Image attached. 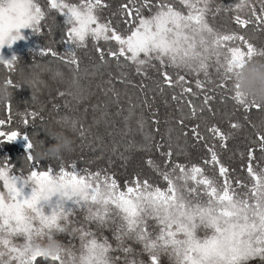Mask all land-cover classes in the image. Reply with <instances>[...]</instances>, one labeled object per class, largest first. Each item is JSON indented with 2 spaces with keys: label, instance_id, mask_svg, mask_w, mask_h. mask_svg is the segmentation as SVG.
Returning a JSON list of instances; mask_svg holds the SVG:
<instances>
[{
  "label": "snow or ice",
  "instance_id": "6c2138e0",
  "mask_svg": "<svg viewBox=\"0 0 264 264\" xmlns=\"http://www.w3.org/2000/svg\"><path fill=\"white\" fill-rule=\"evenodd\" d=\"M214 2L123 0L117 12L106 17L103 13L111 6L108 0H45L44 4L41 0H0V48L5 45L11 47L15 41L23 39L20 29L30 28L34 34L40 33L42 22L54 10L63 20L58 24L53 16L52 24L46 26L48 32L52 34L54 29L60 28L64 41L72 44L74 50L59 54L53 47H43L40 55L72 65L74 72L79 71L80 64L76 50L87 47L91 41L102 65L114 62L120 69L131 65L136 74L144 77H147L148 69L156 68L154 62L160 68L179 70L175 80L166 70L160 71V76L163 85L179 86L181 97L195 93L185 86L186 77L180 71L197 77L202 75L203 79L195 80V86L203 91V104L197 109L189 101L191 118L205 109L212 111L210 104L214 96L208 93L215 89L207 85L215 83L213 74L221 81L216 87L226 90L230 95L225 98L231 99L240 110L264 111V105L250 100L239 90L236 80L238 69L245 62L264 56V50H258L243 35L221 32L213 27L208 17L211 14L214 18L221 11L219 6L212 7ZM259 4L257 11L252 0H237L233 9L223 10L236 12L233 20L241 28L251 24L264 26V0H259ZM245 9L250 11L248 18L239 14ZM117 15L120 21L114 23ZM16 61L15 56L11 59L0 57V64L12 71ZM127 75L121 71L116 79L132 84ZM7 83L16 87L11 79ZM76 83L77 79L73 77V84ZM108 83L111 85L112 80ZM139 87L142 91L146 85L141 83ZM160 90L163 91V87ZM109 92L112 102L118 106L115 115L120 116L124 109L120 106L119 93L114 86L109 87L105 95ZM58 95L64 97L73 93L60 91ZM172 99L179 97L173 95ZM128 103V114L123 116L125 136L132 131L130 121L135 108L140 107L134 105L131 98ZM143 106L151 108L147 98L143 100ZM107 107L106 104L92 106L93 111L104 109L102 118L110 116ZM5 109L8 118L0 119V143L15 141L21 135L18 130H5L13 122L11 103L5 104ZM152 115V123L158 125L155 112ZM21 116L43 119L36 111ZM104 122L115 127L114 122L108 119ZM72 123L77 128V122ZM178 123L183 126L184 118ZM23 124L27 126L29 120L23 118ZM136 124L144 142L137 144L135 140H128L125 152H146L154 146L164 157V167L161 168L152 158L145 159L144 163L160 177L165 184L163 188L147 178L142 179L139 174H134L121 186L115 174L107 168L81 169L74 162L66 165L62 158L57 159L60 160L58 169L51 165L41 167L43 160L33 158L31 138L27 135L21 137L26 141L28 174H23L22 170L20 174L14 173V166L7 157L0 164V264H36L39 259L50 260L53 264H117L121 257L110 255L115 251L125 254V264H144L142 260L128 258L134 249L127 245V241L142 246L148 255V264H161L162 255H167L174 264H248L253 258L264 260V168L257 171L253 166L257 149L248 150L246 171L252 184L236 180V187H233L230 169L221 162L215 145L205 144L209 158L203 161V165L216 167L220 182L208 176L201 164L189 165L173 160L170 142L168 150L163 151L162 143L153 145L152 134L144 133L145 121L137 118ZM230 127L239 130L243 125L233 122ZM158 130V127L154 129ZM190 130L195 141L205 140L198 126ZM77 131L84 147L91 148L93 143L103 142L99 135L93 139L91 126L80 124ZM208 132L220 141L221 148H226L229 134L216 125L208 128ZM107 135L112 136L113 133L108 132ZM184 135L187 136V132ZM256 140L258 150L264 152V133L257 132ZM177 147L180 148L179 145ZM112 151H117L115 145ZM183 151L180 149L175 155L179 156ZM120 158L129 159L124 153ZM25 187L31 189L28 194L24 193ZM238 188L247 190L239 192ZM78 211L84 212L87 224L94 223L97 228L114 226L116 247L113 248L106 237L97 239L93 231L82 225L72 227L69 233H79V255L63 244L55 255L48 257L30 251L58 233L69 232V225L76 222L73 217ZM149 221H154L158 228L155 234L150 231ZM200 230H203V236L199 234ZM17 237H22L23 243H16Z\"/></svg>",
  "mask_w": 264,
  "mask_h": 264
},
{
  "label": "trees",
  "instance_id": "16d2710c",
  "mask_svg": "<svg viewBox=\"0 0 264 264\" xmlns=\"http://www.w3.org/2000/svg\"><path fill=\"white\" fill-rule=\"evenodd\" d=\"M45 0H41L44 4ZM77 2V0H71ZM111 5L104 11V16L110 17L112 13L117 12L118 6L123 0H108ZM237 0H215L212 4L213 8L219 6L221 11L213 16L210 14L208 19L213 27L225 33H238L243 35L250 43H252L258 50H264V26L251 24L246 28H241L234 23L233 17L237 14L234 11H224L223 9H233ZM252 4L259 11V0H252ZM179 6V5H178ZM47 10V9H46ZM242 18H248L250 15L249 9L239 13ZM56 17L58 24L62 23L63 18L60 17L54 10L42 22V31L34 34L32 29H20V34L23 39L15 41L11 47L5 45L0 49V57L4 59H11L15 56L17 61L14 65L15 70L12 71L0 64V81L12 80L13 98L11 100V116L12 124L6 126V131L18 130L21 135L15 141L0 143V164L4 162V157L8 158V162L13 165L12 171L27 175L30 171L28 161L25 158V144L26 141L21 138L27 135L31 138L32 143L39 146L41 143L44 146L54 143L50 137L55 132L63 131L74 140V150L71 153L63 155L62 160L67 165L74 162L79 168H89L96 170L98 168H107L110 173L115 174L116 179L121 186L125 181H130L134 174H139L141 178L149 179L153 184L160 187H165L160 177L144 163L145 159L152 158L161 168L164 167V157L156 151L152 146L148 151H131L125 152V145L128 140H135L137 144L143 143V134L138 131L136 120L137 118L145 121L144 133H151L153 136V145L156 142L163 144V151L168 150L169 142L171 143L174 155L173 160L180 163L187 164H201L205 168V173L215 178L220 182L218 176V169L211 165H203V161L209 158V153L205 147L206 140L210 139L209 146L215 145V150L219 155L221 162L230 169V177L233 180V187H236L235 181L240 180L245 184L251 185V178L248 176L246 167L248 164V150L249 148H256L255 160L253 166L259 171L264 168V152L258 150V141L256 140V133H264V111L252 110L245 112L240 110L231 99L225 97L230 95L226 90L216 87L221 81L213 74L212 79L214 84L207 85L208 88L215 89L214 92H209L214 99L210 104L212 111L205 109L203 112H197L195 118H191V110L189 108V101L199 109L203 104V91L197 89L195 86L196 79H203V76L188 75L180 71L181 75H185L187 83L186 87L192 88V94H185L181 97V88L168 87L163 85L160 71H168L173 79H176V74L179 70L173 68H160L156 63V68L147 70V77L136 74L134 67L131 65L125 66L123 69L118 68L114 62L108 64H101L98 54L95 52L92 42L89 41L87 47L77 49V56L79 58V71L74 72V66L62 63L59 60H53L49 56H41L40 50L48 47H53L59 54H65L73 51V45L67 43L63 39V34L60 28L54 29L52 34H49L47 25L52 24V17ZM120 17H115L114 23H119ZM124 25H121L123 28ZM236 43H240L237 41ZM101 46H103L101 44ZM254 59L264 61V56H257ZM37 65L39 67H37ZM159 69V71L157 70ZM127 73V80L132 81V84L121 83L116 77L120 72ZM60 73V75H57ZM111 74V75H110ZM73 77H76L77 83L73 84ZM112 80V84L108 83ZM143 83L146 87L141 88L139 85ZM135 84L136 86H133ZM119 93L120 106L124 109L120 116L115 113L118 106L112 102L113 97L111 92L105 95V91L109 87H113ZM163 87V91L160 88ZM230 87V85H229ZM60 91L71 92L73 95H66L60 97ZM173 95L179 97L173 100ZM129 98L134 105H140L135 108V115L130 121L132 131L125 136V128L123 116L127 115L129 108ZM147 98L148 104L151 108L143 106V100ZM107 105V111L110 116L102 118L101 113L104 111L100 108L93 111V105ZM54 105L58 107H54ZM36 111L40 113L36 118L21 116V114ZM155 112L156 118L159 120L158 125L152 123ZM248 119L245 120L244 117ZM8 113L5 105L0 104V119H7ZM23 118L29 120V124H23ZM184 118V125H180L178 121ZM108 119L114 122L115 127L111 124L106 125L104 120ZM73 121L77 122V128L80 124L85 127L91 126V133L94 139L95 135L103 137L102 143H93L91 148L84 147L79 138L77 128L73 127ZM239 122L243 127L239 130L232 129L230 124ZM212 125L218 126L225 134H229V139L226 141V148L220 147V141L212 137L208 132V128ZM198 126V130L205 137L204 141L197 142L193 139L191 128ZM158 127V131H154ZM112 132V136L107 133ZM187 132V136L184 133ZM169 136L171 141H169ZM117 147V151L113 153V146ZM180 146L178 148L177 146ZM183 149V153L179 156L175 153ZM128 156L127 161L120 158V154ZM100 157L99 159H97ZM60 160L55 158L45 159L40 162V166L47 167L49 165L54 168L59 167ZM247 189L238 188L237 191L244 192ZM84 212L78 211L73 217L76 221L69 225V232L58 233L55 238L66 247L79 255L81 250V241L79 233L69 234L72 227L85 226L87 229L93 231L97 239L102 240L107 238L109 243L116 247L117 242L114 238L113 228H97L92 224H87L84 220ZM150 231L154 234L158 232V228L154 221H149ZM201 236L204 235L203 230L199 231ZM16 243H23L22 237H17ZM127 245L134 249L133 254L128 258L135 260H142L144 264H148V255L143 252L140 244L132 241H127ZM110 255L114 257H121L117 264H125V254L120 251L111 252ZM36 264H53L50 260L39 259ZM161 264H174L167 255H162ZM248 264H264V260L260 258H253L248 261Z\"/></svg>",
  "mask_w": 264,
  "mask_h": 264
},
{
  "label": "clouds",
  "instance_id": "9594fccd",
  "mask_svg": "<svg viewBox=\"0 0 264 264\" xmlns=\"http://www.w3.org/2000/svg\"><path fill=\"white\" fill-rule=\"evenodd\" d=\"M236 80L239 90L246 94L250 100H255L258 104L264 105V61L253 59L245 62L238 69ZM7 81H0V104H9L13 98ZM54 143L44 146L33 144V158L36 160H45L51 158H62L64 154L71 153L74 150V140L63 131L55 132L50 136ZM61 241L55 237L45 240L35 245L30 251L39 252L43 257L55 255L61 247Z\"/></svg>",
  "mask_w": 264,
  "mask_h": 264
},
{
  "label": "rangeland",
  "instance_id": "374dc122",
  "mask_svg": "<svg viewBox=\"0 0 264 264\" xmlns=\"http://www.w3.org/2000/svg\"><path fill=\"white\" fill-rule=\"evenodd\" d=\"M12 46V45H11ZM1 49V48H0ZM208 142H211L210 139L206 140L205 144H207ZM208 145V144H207ZM212 146V145H211ZM0 187H2V185H0ZM30 188L29 187H25L24 188V193L28 194L30 192Z\"/></svg>",
  "mask_w": 264,
  "mask_h": 264
}]
</instances>
